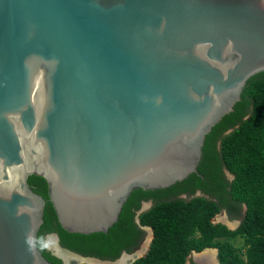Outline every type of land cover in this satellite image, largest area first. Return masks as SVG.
<instances>
[{
  "label": "water",
  "instance_id": "obj_1",
  "mask_svg": "<svg viewBox=\"0 0 264 264\" xmlns=\"http://www.w3.org/2000/svg\"><path fill=\"white\" fill-rule=\"evenodd\" d=\"M263 70L264 0H0V264H49L29 175L63 229L106 232L132 190L196 172Z\"/></svg>",
  "mask_w": 264,
  "mask_h": 264
},
{
  "label": "trees",
  "instance_id": "obj_2",
  "mask_svg": "<svg viewBox=\"0 0 264 264\" xmlns=\"http://www.w3.org/2000/svg\"><path fill=\"white\" fill-rule=\"evenodd\" d=\"M223 168L234 176L232 181L224 178ZM27 183L45 200L36 244L49 264L61 261L42 246L47 233L56 232L62 246L76 253L116 259L138 246L143 237L139 226H149L153 238L146 254L131 264H185L192 251L204 248H217L220 264H264V70L248 78L233 110L205 135L196 172L165 188L132 190L106 232L66 231L45 178L31 174ZM197 190L202 195L191 197ZM148 198L155 204L139 215L138 224L135 210ZM223 208L233 211L231 218L241 216L236 229L213 222Z\"/></svg>",
  "mask_w": 264,
  "mask_h": 264
},
{
  "label": "flooded vegetation",
  "instance_id": "obj_3",
  "mask_svg": "<svg viewBox=\"0 0 264 264\" xmlns=\"http://www.w3.org/2000/svg\"><path fill=\"white\" fill-rule=\"evenodd\" d=\"M246 117V116H245ZM223 171V175H224V178L227 179V181H232L234 176L229 173L226 169H222ZM197 191H200V190H197ZM181 197L182 196H185L186 197V194H182L180 195ZM185 197H182V198H185ZM155 204V200L152 199V198H148L146 200H143L139 207L135 210V222L139 224V215L150 209L153 205ZM233 212V211H230V209H227V208H223L221 210V214H225V217L227 218L228 221L230 222H237L240 224L241 222V216L240 217H235V218H231L230 217V213ZM245 212V205L242 206L241 208V214H244ZM223 214V216H224ZM140 229L143 231V237L141 239V241L139 242L138 246L135 247L134 249H132L131 251H123L126 253L125 257H122L121 259H119L117 262H114V263H109V264H128L129 261L132 259V254L136 252H141V254H146L149 246H150V243H151V240L153 238V232H152V229L149 227V226H139ZM48 234H55L56 237H57V243L59 245L56 246L55 245V242L53 240H47V235ZM150 234V236L148 237L147 235ZM42 246L45 248L46 251H48L52 256L60 259L61 261V264H64V261H65V254L64 252H62V244L60 242V239H59V235L56 233V232H51V233H47L45 234L44 238H43V242H42ZM65 248V247H63ZM67 249V248H66ZM69 250V249H68ZM71 251V250H70ZM74 252V251H73ZM122 252V253H123ZM76 253V252H75ZM121 253V254H122ZM64 254V255H63ZM79 254V253H77ZM120 254V255H121ZM218 250H217V253H215V261L216 263L215 264H220L219 263V260H218ZM69 256H71L70 254H68ZM82 255V254H80ZM119 255V257L117 258H120L121 256ZM83 256H88V255H83ZM116 258V259H117ZM81 259L79 258H76L75 255H72V257L70 258V262L71 263H76V264H80L81 262L79 261ZM88 260H94V259H88ZM106 260H114V259H106ZM123 260V261H122ZM82 261V260H81ZM121 261V262H120ZM188 261V262H187ZM99 263H101L100 261H98ZM120 262V263H119ZM90 263V262H89ZM108 263V262H107ZM185 263H188V264H192V263H195V264H214V263H210V262H204V261H197L195 260L194 256L190 253L187 257V260ZM65 264H66V261H65Z\"/></svg>",
  "mask_w": 264,
  "mask_h": 264
},
{
  "label": "bare ground",
  "instance_id": "obj_4",
  "mask_svg": "<svg viewBox=\"0 0 264 264\" xmlns=\"http://www.w3.org/2000/svg\"><path fill=\"white\" fill-rule=\"evenodd\" d=\"M227 221V220H226ZM230 223V222H229ZM55 245H56V243H55ZM57 246V245H56ZM207 249V250H206ZM205 250V251H204ZM204 250H202V251H200V252H196V253H199V254H196V258L198 259V260H207V261H212L211 263H213V261H214V259H215V249H213V248H205ZM65 253V252H64ZM64 255V254H63ZM71 255V254H70ZM134 255H137V256H139V255H142L141 254V252H136V254H134ZM72 257V255L71 256H69L68 254H65V256H64V258H65V261H66V264H71V262H70V258ZM76 257V256H75ZM132 257H133V255H132ZM76 258H79V257H76ZM80 259V258H79ZM82 260V259H81ZM81 260H79V261H81ZM123 261V260H122ZM89 262L91 263V264H109V263H107V262H101V263H99L97 260H89ZM121 262V261H120ZM119 262V263H120ZM116 264V263H115Z\"/></svg>",
  "mask_w": 264,
  "mask_h": 264
},
{
  "label": "rangeland",
  "instance_id": "obj_5",
  "mask_svg": "<svg viewBox=\"0 0 264 264\" xmlns=\"http://www.w3.org/2000/svg\"><path fill=\"white\" fill-rule=\"evenodd\" d=\"M222 219H223L224 221H222ZM213 221H215V222H225V223L230 224V226H231L232 228L234 227L233 225H231L233 222H230V223H229V221H226V220H225V217H223V214H216L215 217L213 218ZM147 236L149 237L150 234H148ZM239 243H240V239H238V240L236 241V245H239ZM206 250H207V249H206ZM204 251H205V250H204ZM215 253H216V252H215ZM196 254H199V253H193V256H194L195 260H197V261H201V260H198V259L196 258ZM202 261H204V262H209V261H207V260H202ZM187 262H188V261H187ZM211 262H212V261H210V263H211ZM213 263H214V264L216 263L215 259H214Z\"/></svg>",
  "mask_w": 264,
  "mask_h": 264
},
{
  "label": "clouds",
  "instance_id": "obj_6",
  "mask_svg": "<svg viewBox=\"0 0 264 264\" xmlns=\"http://www.w3.org/2000/svg\"><path fill=\"white\" fill-rule=\"evenodd\" d=\"M218 214H221V212H220V213H218ZM223 214H224V213H223ZM224 216H225V214H224ZM224 216H223V217H224ZM214 217H215V216H214ZM213 222H215V221H213ZM204 249H205V248H204ZM216 249H217V248H216ZM195 252H196V251H195Z\"/></svg>",
  "mask_w": 264,
  "mask_h": 264
}]
</instances>
